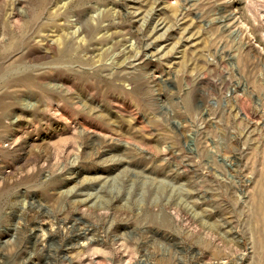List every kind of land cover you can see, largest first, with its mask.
<instances>
[{
  "label": "rangeland",
  "instance_id": "1",
  "mask_svg": "<svg viewBox=\"0 0 264 264\" xmlns=\"http://www.w3.org/2000/svg\"><path fill=\"white\" fill-rule=\"evenodd\" d=\"M263 43L264 0H0V264H264Z\"/></svg>",
  "mask_w": 264,
  "mask_h": 264
},
{
  "label": "bare ground",
  "instance_id": "2",
  "mask_svg": "<svg viewBox=\"0 0 264 264\" xmlns=\"http://www.w3.org/2000/svg\"><path fill=\"white\" fill-rule=\"evenodd\" d=\"M221 22H223V21H221ZM263 44H264V43H263ZM17 79H19V78H17ZM20 80H22V79H20ZM23 80H24V79H23ZM25 80H26V79H25ZM19 82H20V81H19ZM22 82H23V81H22ZM57 90H58V89H57ZM57 90H56V92H55V91H54V92H55V93H58L59 91L57 92ZM57 100H59V99H57ZM81 104H82V103H80V106H81ZM86 104H87V103H86ZM63 106H65V105H63ZM77 106H79V104H78ZM89 106H90V104H89ZM89 106H86L85 104H83V106H82V107H83L82 111H83L84 113H88V114L90 115V114H91L90 110L92 109V107L89 108ZM61 107H62V106H61ZM64 108H65V107H64ZM76 108H77V107H76ZM57 109H58V108H57ZM59 109H60V108H59ZM59 109H58V110H59ZM51 111H52V110H51ZM92 111H93V110H92ZM60 112H61V110H60ZM55 113L57 114V112H55ZM58 113H59V112H58ZM61 113H63V112H61ZM92 113H93V112H92ZM59 116H60V115H59ZM61 116H62V114H61ZM89 117H90V116H89ZM97 117H98V115H97ZM59 119H61V118L59 117ZM70 121H71V120H70ZM67 122H68V121H67ZM75 122H76V121H75ZM31 123H32V122H31ZM82 123H83V122H82ZM86 123H87V122H86ZM33 124H34V123H33ZM70 124H72V125H71L72 127L74 126L73 123H70ZM37 125H38V124H37ZM37 125H35V126H37ZM64 125H65V124H64ZM86 125H87V124H86ZM38 126H39V125H38ZM80 126H81V124H80ZM84 126H85V124H84ZM65 127H66V126H64L62 129H65ZM37 128H38V127H37ZM76 128H77V125H76L75 129H76ZM78 128H79V127H78ZM80 128H82V127H80ZM83 128L85 129V127H83ZM86 128H87V127H86ZM39 129H40V128H39ZM68 129H69V127H67V130H68ZM72 129H73V128H72ZM72 129H71V130H72ZM75 129H73V130H75ZM71 130H70V131H71ZM73 130H72V131H73ZM80 130H81V129H80ZM61 131H62V130H61ZM75 131H76V130H75ZM75 131H74V133H76ZM37 132H38V131H37ZM72 133H73V132H72ZM77 133H78V132H77ZM54 135H55V134H54ZM81 135H82V134H81ZM43 139H44V138H43ZM120 148H121V147H120ZM157 190H158V189H157ZM223 203H224V202H223ZM76 238H77V237H76ZM79 238H80V237H79ZM74 243H75V242H74ZM83 243H84V242H83ZM89 243H92V242H89ZM71 244H72V243H71ZM77 244H78V243H77ZM80 244H81V243H80ZM73 245H74V244H73ZM83 245H86V244H83ZM74 246H75V245H74ZM72 247H73V246H72ZM78 248H79V247H78ZM78 251H79V250H78ZM79 252H80V251H79ZM80 253H81V252H80Z\"/></svg>",
  "mask_w": 264,
  "mask_h": 264
}]
</instances>
